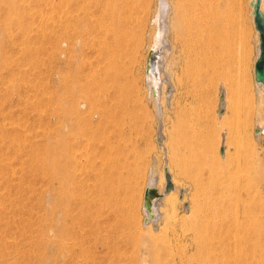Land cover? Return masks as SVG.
Segmentation results:
<instances>
[{"label": "rangeland", "instance_id": "1", "mask_svg": "<svg viewBox=\"0 0 264 264\" xmlns=\"http://www.w3.org/2000/svg\"><path fill=\"white\" fill-rule=\"evenodd\" d=\"M189 1H173L185 28L163 62L173 85L171 96L162 85L159 122L146 79L159 0H113L114 17L91 0L83 22L82 0H0V264L248 255L228 234L246 201L264 228L259 35L250 0H203L199 14ZM165 165L179 189L152 221L143 194L151 173L165 180ZM261 243L258 261L241 264H264V233Z\"/></svg>", "mask_w": 264, "mask_h": 264}, {"label": "bare ground", "instance_id": "2", "mask_svg": "<svg viewBox=\"0 0 264 264\" xmlns=\"http://www.w3.org/2000/svg\"><path fill=\"white\" fill-rule=\"evenodd\" d=\"M88 1H91V0H82V22H83V19H85L86 16L88 15V13L90 12L89 7L87 6ZM173 1L174 0H159L160 7L156 11V15L154 18L155 19L154 21L157 24V30L155 33L154 42L152 43L150 51H149V54H151L150 56L152 57L153 67L151 68V71H149L147 73V77H146L147 88L150 91V93H153V96L155 98V105H156V110H157L156 115H157L159 122H161L162 117H163L162 116V113H163L162 112V104H161L162 101H160L161 89H163L162 85L163 84L166 85V87L164 86L166 88L165 92L169 93V95H170V92L172 89L171 87L173 85L170 83L168 73L163 69V62H164V59H165L167 53L169 51L175 49V47L178 45L177 44L178 42H180V43L182 42V34H183L184 28H185V26L182 23V19H181L182 13L179 12L178 6L176 4H175L176 5V7H175ZM190 1H192V3H191L192 8L194 6V7H196L195 10L196 9L198 10L197 14H199L200 12L202 13L204 11L206 12L208 10V8H206L204 5L203 0H198V1L197 0H195V1L190 0ZM190 1H189V3H190ZM251 1H253V0L249 1L250 5H251ZM100 2H101V6H99V10L102 13V15L108 16V17H114V16H116L117 13H120V10H121L120 7L118 5H116V3L113 2V0H100ZM262 4H264L263 0L261 3V9L264 12V8H263L264 5H262ZM192 8L190 6H188L186 9L192 10ZM251 16L253 18V6L252 5H251ZM82 25H83V23H82ZM258 35H259V32H258ZM239 36H240V46H242V52H241L242 55H240V57H241L240 60H241V63H243V62H246V54H247V50H246L247 47L245 46L246 40H245L244 31L240 32ZM259 43H260V39H259V42L257 43V46L255 47V55H256L255 61H256L258 54H259ZM149 54L147 56H149ZM147 62H148V57H147ZM246 65H250V61H247ZM256 83H258V85H260L261 88L264 89V85L261 82H256ZM223 97H224V95L222 93L221 98L223 99ZM165 98H166V96H165ZM65 104H67V102ZM83 104L84 103H82V105ZM69 105H70L69 110L73 111L74 106H75L74 102L70 101ZM222 110H223V101H221L220 107H219L220 114L223 113ZM158 125H159V128H158L159 131L158 130L157 131H158L159 135L158 134L157 135H158L159 139L162 140L163 139L162 138L163 133H161V130H160L161 129L160 123ZM263 130H264V124L262 122H259L258 125L255 127L254 132L257 135H260ZM225 153H226V151H225ZM164 171H165L164 175L162 174V176H165L166 171H169L171 173V170H170L169 166H167V165H165ZM160 179H163V178L161 177ZM160 179L154 173H151L149 176L148 183H147V186L148 185L155 186L156 189L158 190L159 194H160L159 197H156L153 199V201H152L153 204H152L150 209H148L144 206V209L146 208L147 214H149V217H152V221H156V218L159 214L158 213L159 209H160L159 208V201L163 200L173 190L174 191L176 190L175 192L177 193L178 189H179L178 186L176 187V184H175L176 182L173 183L174 188L166 189V187H165L166 181L164 179H163L164 181H161ZM173 179H174V177H172V181H173ZM179 191H181V193L180 192L179 193H180L181 197L183 198V196H184L183 190H179ZM181 197H180V199H181ZM258 207L259 206L257 204L252 203L251 201H246L245 204L243 205V209H241L242 214H243L242 220L239 222H236L234 228L229 230L228 239L234 241L235 243L243 244L244 246L247 247V250L249 251L248 255L245 256V259H242L241 257H236V261H237L236 264H241V261H243L245 263L248 260H250L251 262L254 260L258 261L259 257L256 256L257 255L256 252L259 250V248L262 244L261 243L262 234L264 233L262 215H261V213H259L260 208H258ZM59 220L60 219H58L57 221L60 222ZM149 240H150V237H149ZM146 242H148V241H146ZM150 243H152V242H150ZM151 248H152V246H151ZM183 251H184V249H183Z\"/></svg>", "mask_w": 264, "mask_h": 264}, {"label": "water", "instance_id": "3", "mask_svg": "<svg viewBox=\"0 0 264 264\" xmlns=\"http://www.w3.org/2000/svg\"><path fill=\"white\" fill-rule=\"evenodd\" d=\"M262 0H253L251 1V5L253 6V18L255 28L259 32V54L255 62V79L258 82H261L264 85V12L261 9ZM149 54L148 62H147V73L151 71L153 67L152 57ZM165 187L166 189L174 188V184L172 182V176L169 171L165 173ZM159 192L155 186L148 185L145 189L144 194V206L148 209L151 208L153 204V199L159 197ZM149 220L146 217V221Z\"/></svg>", "mask_w": 264, "mask_h": 264}]
</instances>
